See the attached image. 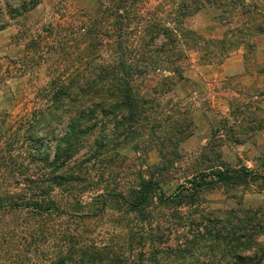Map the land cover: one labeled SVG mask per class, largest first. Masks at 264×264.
Wrapping results in <instances>:
<instances>
[{
    "label": "rangeland",
    "instance_id": "obj_1",
    "mask_svg": "<svg viewBox=\"0 0 264 264\" xmlns=\"http://www.w3.org/2000/svg\"><path fill=\"white\" fill-rule=\"evenodd\" d=\"M252 1L256 8L238 19L239 26L248 23L241 33L213 5H205L185 20L187 28L212 42H201V48L193 49L189 47L193 41L187 40L186 58L180 63L183 77L161 97L179 104L194 124L193 133L180 145L181 160L157 175L165 194L186 183L202 151L215 142L226 162L244 165L256 174L255 181L234 190H201L196 197L200 208L264 207V31L250 28L254 24L264 27V0H248ZM7 3L11 0H0V197L7 193L44 195L59 211L31 219L26 211L4 213L0 209V264H52L72 232L80 235L81 242L124 247V226L129 221L122 219L124 208L95 213L99 208L96 194L104 192L106 185L110 191L120 181L126 182L132 171L145 173L160 163L146 132L132 133L110 157L92 162L89 175L82 163L87 144L66 164L80 178L71 181L70 188L52 183L53 149L65 125L55 135L30 126L33 110L48 103L52 85L77 79L89 60L94 65L114 56L105 45L88 60L82 59L80 28L100 16L103 3L39 0L19 15L11 14ZM147 6L154 8L156 1ZM204 48L215 57L204 61ZM156 81L152 73L137 80L143 89ZM235 135L241 143L233 142ZM63 172L60 169L56 174ZM184 258L168 263L199 264L195 256Z\"/></svg>",
    "mask_w": 264,
    "mask_h": 264
},
{
    "label": "trees",
    "instance_id": "obj_2",
    "mask_svg": "<svg viewBox=\"0 0 264 264\" xmlns=\"http://www.w3.org/2000/svg\"><path fill=\"white\" fill-rule=\"evenodd\" d=\"M99 1L103 3L100 16L80 28L82 59L88 60L105 45L114 56L94 65L89 60L77 79L52 85L48 103L33 110L30 126L55 135L65 125L53 149L54 187L71 188V181L80 180L66 164L87 144L82 163L89 175L92 162L116 152L123 139L137 131L146 132L160 163L145 173L132 171L126 182L120 181L110 191L106 185L104 192L96 194L99 208L95 213L124 208L122 219L129 220L124 226V247L81 242L80 235L72 232L64 238L52 264H166L187 256H195L199 264H264V240L260 239L264 207L209 210L196 202L201 190L227 192L256 180L246 166L226 162L218 142L202 151L191 177L172 194L163 192L157 176L181 160L180 145L194 126L187 111L161 97L183 77L180 63L186 58L187 40L193 41L189 46L193 49L201 48V42H212L187 28L185 20L205 5H213L241 33L248 23L239 26V17L256 4L248 0H154L156 6L150 8L151 0ZM38 3L11 0L6 5L11 14L19 15ZM250 28L264 31L259 24ZM204 51V61L215 57ZM151 73L157 81L143 89L137 80ZM232 137L233 142L241 143L237 135ZM55 169L64 172L59 176ZM40 197L7 193L0 197V209L4 213L26 211L31 219L59 211L52 199Z\"/></svg>",
    "mask_w": 264,
    "mask_h": 264
},
{
    "label": "crops",
    "instance_id": "obj_3",
    "mask_svg": "<svg viewBox=\"0 0 264 264\" xmlns=\"http://www.w3.org/2000/svg\"><path fill=\"white\" fill-rule=\"evenodd\" d=\"M230 58H231V57H230ZM230 58H228L229 63H230ZM238 60H239V57H238Z\"/></svg>",
    "mask_w": 264,
    "mask_h": 264
}]
</instances>
